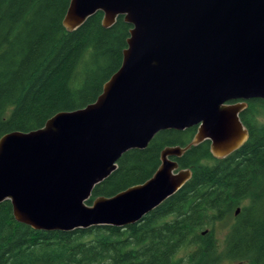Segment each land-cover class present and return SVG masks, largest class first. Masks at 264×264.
<instances>
[{"label":"water","instance_id":"obj_1","mask_svg":"<svg viewBox=\"0 0 264 264\" xmlns=\"http://www.w3.org/2000/svg\"><path fill=\"white\" fill-rule=\"evenodd\" d=\"M97 12L104 28L118 17L131 27L100 95L0 138V203L33 230L138 223L190 179L175 158L204 141L226 157L248 138L246 102L264 100V0H70L62 24L73 31ZM193 127L187 147L162 150L150 179L87 205L123 154Z\"/></svg>","mask_w":264,"mask_h":264},{"label":"trees","instance_id":"obj_2","mask_svg":"<svg viewBox=\"0 0 264 264\" xmlns=\"http://www.w3.org/2000/svg\"><path fill=\"white\" fill-rule=\"evenodd\" d=\"M70 0H0V138L37 130L59 112L93 103L119 69L130 25L102 26L97 12L80 27L62 24ZM264 100L246 102L239 118L248 138L216 158L208 141L175 158L190 179L125 228L33 230L0 203V264H264ZM196 128L163 131L143 150L123 154L92 190L91 202L150 179L167 147H187ZM238 209V213L236 210ZM229 224L223 247L213 236Z\"/></svg>","mask_w":264,"mask_h":264},{"label":"rangeland","instance_id":"obj_3","mask_svg":"<svg viewBox=\"0 0 264 264\" xmlns=\"http://www.w3.org/2000/svg\"><path fill=\"white\" fill-rule=\"evenodd\" d=\"M257 119L259 122L264 124V112H259L257 114ZM228 229H229L228 223L227 224L221 223L215 226V229L213 231V236L217 242L219 249L223 247L225 236L228 232ZM220 264H235V263L223 259L221 260Z\"/></svg>","mask_w":264,"mask_h":264},{"label":"flooded vegetation","instance_id":"obj_4","mask_svg":"<svg viewBox=\"0 0 264 264\" xmlns=\"http://www.w3.org/2000/svg\"><path fill=\"white\" fill-rule=\"evenodd\" d=\"M175 160V159H174Z\"/></svg>","mask_w":264,"mask_h":264}]
</instances>
